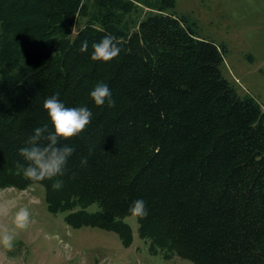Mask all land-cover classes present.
<instances>
[{
	"label": "trees",
	"instance_id": "trees-1",
	"mask_svg": "<svg viewBox=\"0 0 264 264\" xmlns=\"http://www.w3.org/2000/svg\"><path fill=\"white\" fill-rule=\"evenodd\" d=\"M175 8L176 0H0V189L39 184L50 214L114 232L126 248L134 236L123 220L143 199L139 237L151 254L264 264V108L223 75L226 46L200 37ZM106 34L120 55L91 60ZM97 83L115 107L95 105ZM57 94L92 119L59 141L74 152L54 190L52 180L23 176L29 162L19 150L35 128H51L43 102Z\"/></svg>",
	"mask_w": 264,
	"mask_h": 264
},
{
	"label": "rangeland",
	"instance_id": "rangeland-1",
	"mask_svg": "<svg viewBox=\"0 0 264 264\" xmlns=\"http://www.w3.org/2000/svg\"><path fill=\"white\" fill-rule=\"evenodd\" d=\"M175 12L190 17L200 37L227 48L223 75L243 95L250 93L264 108V0H176ZM83 21L76 26L77 32ZM29 209L26 230L15 228V213ZM97 206L88 211L94 212ZM132 230L133 244L126 248L119 236L97 228L74 229L65 214L47 211L45 188L0 189V228L14 235L13 248L0 245V264H194L178 256L165 260L149 251L139 237L137 217L124 218Z\"/></svg>",
	"mask_w": 264,
	"mask_h": 264
},
{
	"label": "clouds",
	"instance_id": "clouds-1",
	"mask_svg": "<svg viewBox=\"0 0 264 264\" xmlns=\"http://www.w3.org/2000/svg\"><path fill=\"white\" fill-rule=\"evenodd\" d=\"M91 60L108 62L120 55L121 48L112 34H106L102 40L93 44ZM88 50L87 41L82 42L80 51ZM90 97L95 105L103 106L107 101L109 107H115L112 93L104 83H97L90 91ZM50 119L49 124L34 129V134L27 140L26 147L19 150V154L28 161V166L22 169L23 176L33 182L52 180V188L59 189L62 181L54 179L63 174V169L74 149L67 145H61L60 140H68L85 130L92 119V112L87 107H66L58 99V94L46 98L43 102ZM41 141L47 143L41 144ZM86 163V161H82ZM129 213L137 218L148 215L146 202L143 199L132 201L128 209ZM31 213L28 208H20L14 216V226L18 230H26L31 223ZM14 235L6 228H0V245L11 250L13 248Z\"/></svg>",
	"mask_w": 264,
	"mask_h": 264
}]
</instances>
